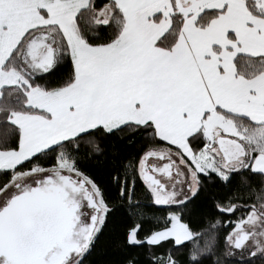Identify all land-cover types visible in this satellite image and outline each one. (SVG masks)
<instances>
[{
	"label": "snow or ice",
	"instance_id": "6c2138e0",
	"mask_svg": "<svg viewBox=\"0 0 264 264\" xmlns=\"http://www.w3.org/2000/svg\"><path fill=\"white\" fill-rule=\"evenodd\" d=\"M0 175V264H264V0H0Z\"/></svg>",
	"mask_w": 264,
	"mask_h": 264
},
{
	"label": "trees",
	"instance_id": "16d2710c",
	"mask_svg": "<svg viewBox=\"0 0 264 264\" xmlns=\"http://www.w3.org/2000/svg\"><path fill=\"white\" fill-rule=\"evenodd\" d=\"M107 0H96L98 6L102 7ZM70 70V60H68L65 64L60 66L54 75L51 77L52 80L63 79L68 71ZM106 146H108L109 151L114 145L116 149L119 150L120 157H133L136 156L142 148L144 144L143 137L138 133L132 130L124 129L122 132L118 133L117 136L112 137L103 142ZM45 166H48V160L45 158L42 160ZM112 157L111 155H104L99 157L98 159H93L89 161H85L81 166L85 169V171L89 172L92 176H94L100 183L102 187L106 188L105 194L109 197L115 196L116 190L114 187L109 185V174L112 171ZM6 179L3 175H0V182H3ZM222 192H226L227 189H221ZM138 195L141 200H143V193L140 188H138ZM157 217L165 216L166 212L157 211L155 213ZM242 213L238 212L236 217L231 216H221L219 217L221 220L226 218L235 219L238 218ZM188 217L186 216V219ZM217 218L216 209L213 207V203L210 199L205 197H201L199 201H197L195 205V214L191 217L193 221V227L196 228H206L208 224ZM151 223L154 225L156 223L155 220H152ZM162 223V221H161ZM148 225H146V228ZM230 229L221 225L218 227V239L220 242V251L223 252L225 250V236ZM169 248V245L165 244L163 248H158V252H164ZM109 258L119 259V255L110 250L106 253ZM175 258L180 262V264H188V251L187 249H179L173 252ZM99 257L94 252L93 256L89 257L90 261L97 260ZM142 259V264H147V261ZM237 260L240 258L236 257ZM247 259V258H245ZM255 264H261L260 260H256Z\"/></svg>",
	"mask_w": 264,
	"mask_h": 264
},
{
	"label": "rangeland",
	"instance_id": "374dc122",
	"mask_svg": "<svg viewBox=\"0 0 264 264\" xmlns=\"http://www.w3.org/2000/svg\"><path fill=\"white\" fill-rule=\"evenodd\" d=\"M238 258H240L239 256H237ZM246 258V257H245Z\"/></svg>",
	"mask_w": 264,
	"mask_h": 264
}]
</instances>
